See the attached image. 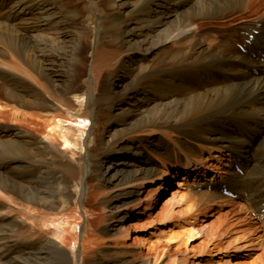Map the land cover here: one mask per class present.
<instances>
[{"label":"bare ground","instance_id":"obj_1","mask_svg":"<svg viewBox=\"0 0 264 264\" xmlns=\"http://www.w3.org/2000/svg\"><path fill=\"white\" fill-rule=\"evenodd\" d=\"M78 1L0 0L9 16L0 25V264H149L109 259L98 243L127 239L123 224L155 207L154 190L143 199L142 189L159 181L163 196L172 178L207 177L215 152L236 167L184 193L177 183L163 221L174 205L234 195L244 218L263 221L264 154H250L264 137V0ZM235 21L241 49L231 35L227 46L206 37L209 25ZM94 197L102 233L90 237ZM246 220L191 222L185 246L232 233L223 264L250 257L261 236ZM177 256L171 264L188 262Z\"/></svg>","mask_w":264,"mask_h":264},{"label":"rangeland","instance_id":"obj_2","mask_svg":"<svg viewBox=\"0 0 264 264\" xmlns=\"http://www.w3.org/2000/svg\"><path fill=\"white\" fill-rule=\"evenodd\" d=\"M73 3L80 4L78 0H73ZM78 8L82 9L83 6L78 5ZM9 16L0 15V25L7 24ZM248 18H251L250 16ZM5 22V23H4ZM235 22L231 23H214L212 25H209L205 33H207L208 38L211 37H217L216 39H221L219 42H225V46L229 43L230 35L233 36L236 40V47L240 48L239 42L240 39V32L238 26L235 25ZM10 27V26H9ZM25 27V26H22ZM234 31V32H233ZM227 38V39H226ZM213 39V38H212ZM234 40V39H233ZM166 50V49H164ZM159 50L153 54V60L159 61L162 59L169 50ZM115 52V51H114ZM84 53H87V48L84 49ZM116 53V52H115ZM111 54V53H110ZM115 59L116 57L113 55H110V63L113 68L115 65ZM11 69L15 70L14 66H11ZM109 71L104 72V77H108ZM123 80V79H122ZM128 80V78H127ZM124 81V80H123ZM102 121L100 123V129L98 132V135L100 136L102 131L104 130L106 126V120L103 121L104 116L101 115ZM7 121L0 119V125L4 127V124H6ZM1 132L4 134L5 129L3 128ZM255 139V138H253ZM261 139V140H260ZM257 145V146H256ZM261 145V146H260ZM262 151V152H261ZM254 152V153H253ZM215 155H218V157L221 159L220 162L215 160H212L209 157V154L206 152L204 154L205 158H210V162L215 164V167H213V171H210L207 177H194L191 176L187 180H183V174L178 177L176 180L171 179L169 182V185L166 186L165 192L163 196H160V183L159 181H155L154 183L150 185H146L147 187L142 189V195L141 198L145 199L147 197V189L150 187L154 190L152 198H154V203L152 204L155 207L150 208L148 211L144 212V214H141L138 217H134L130 219L129 222L123 224L122 228L127 229V227L130 226L131 229H129V235L127 239H120L116 240V237H111L105 240H102L100 243H98L99 247H105L109 249L107 251V258L112 260H119V262L123 263L124 261H133L138 260L139 262L148 261L149 264H158V260L161 263L160 264H171V258L177 256L181 261L185 258H188V262L182 261L179 262L180 264H223V260L221 259L224 254V250L226 247L227 242H234L237 240L236 235H232V233L227 236L228 240H224L221 242H215V245L209 244L206 246V239L200 238L196 239L194 241H191L188 243V246H185V240H186V234H188V231L191 227V222L198 223V227H200V224L203 223L205 225L211 226L215 223H222L223 221H226L229 223V225H226L225 228H228V226L237 225L238 220L241 221L243 219H247L246 221L249 223L245 229H248L250 231L253 230L252 226H256L257 229L253 234L252 238H256V234H260L259 240L255 242V246L252 248L254 251H247L245 253H251L250 257H242L245 255H239L238 258L232 259V264H264V220L259 219L256 214H250L248 216L251 217L248 219L246 214L243 212H240V206L241 204L235 205L234 201H238L237 197L234 196H226L233 201H213L210 204L205 203H199L193 205V202H186L183 205L176 206L174 205V213L173 215H168L167 219L163 221V218L165 217L162 211L163 204L169 200L171 197V193L175 190H180L179 187H177V183L183 184V190L181 192H186L187 189H190V185L192 182L195 185V188L197 189L198 182H203L206 184V178L210 177H224L225 175V169L229 166L235 165V160L231 159V156L228 154H221V152H215L213 153ZM264 154V137H259L255 141L254 147H252V153L250 154L253 159L254 156L258 158L259 155ZM222 155V156H221ZM202 158V159H203ZM203 159V160H204ZM230 160V161H229ZM233 163V164H232ZM231 168V167H230ZM161 173V172H160ZM161 175V174H160ZM160 177V176H159ZM196 180V181H195ZM201 184V183H200ZM185 189V190H184ZM205 187L198 188V190L202 191ZM223 195V194H222ZM224 196V195H223ZM225 197V196H224ZM98 197L91 198L89 200V205L91 209L93 210L92 217H90V230L88 231V235L90 237H93V235H100L102 233V225L101 218L103 217L100 213V211L97 209L99 200ZM151 198V199H152ZM157 201V202H156ZM156 203V205H154ZM203 204V205H202ZM235 205V207H234ZM240 205V206H238ZM192 207V208H191ZM233 207V208H232ZM193 210V214H187L184 213V210ZM233 210V211H232ZM236 210V211H234ZM245 210V209H244ZM235 212H237L235 214ZM256 222V223H255ZM232 224V225H231ZM83 223H81L80 226V234L85 231V228H83ZM166 230V231H165ZM263 230V231H262ZM159 231H165V237L160 236ZM260 232V233H259ZM254 236V237H253ZM263 236V237H262ZM185 239H184V238ZM229 237V238H228ZM80 239V238H79ZM176 243H171L172 241H175ZM206 240V241H205ZM81 242V239L79 240V243ZM226 242V243H225ZM171 244V245H170ZM261 244V245H260ZM78 245L77 249V258L80 259L81 255V246ZM263 246V247H262ZM263 252V253H262ZM155 261V262H154ZM85 264L88 263V259L85 261Z\"/></svg>","mask_w":264,"mask_h":264}]
</instances>
